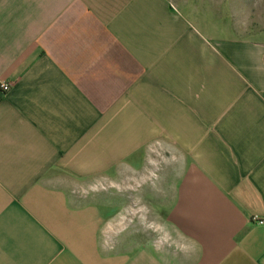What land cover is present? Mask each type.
<instances>
[{"label": "crops", "instance_id": "obj_1", "mask_svg": "<svg viewBox=\"0 0 264 264\" xmlns=\"http://www.w3.org/2000/svg\"><path fill=\"white\" fill-rule=\"evenodd\" d=\"M197 9L0 0V264H264V38Z\"/></svg>", "mask_w": 264, "mask_h": 264}, {"label": "rangeland", "instance_id": "obj_2", "mask_svg": "<svg viewBox=\"0 0 264 264\" xmlns=\"http://www.w3.org/2000/svg\"><path fill=\"white\" fill-rule=\"evenodd\" d=\"M197 10L199 14L197 20L200 21L202 27L213 26L212 31H210L211 34L227 36L228 33L234 30L235 36H261L264 38V0H198ZM155 175H158V177L162 176L160 169H155ZM126 177L128 178V173ZM92 189L94 192L120 193L123 198L128 197L131 192L130 185L126 183L93 186ZM138 189H141V186H138ZM106 203H113V201H106ZM115 203L118 204L119 201ZM122 203L124 209L122 232L109 230L106 233L107 243L110 242V245L116 243L117 246L122 244V247H124L137 240L144 242L146 236L144 216L139 215L138 217L139 220H143V226L139 223L138 227H132L128 208L129 200H123ZM156 235L160 238V233Z\"/></svg>", "mask_w": 264, "mask_h": 264}, {"label": "built area", "instance_id": "obj_3", "mask_svg": "<svg viewBox=\"0 0 264 264\" xmlns=\"http://www.w3.org/2000/svg\"><path fill=\"white\" fill-rule=\"evenodd\" d=\"M0 88L3 92H8L9 91V85L7 84H1ZM259 224L264 225V221H258Z\"/></svg>", "mask_w": 264, "mask_h": 264}]
</instances>
